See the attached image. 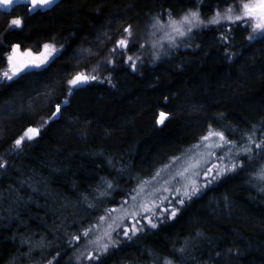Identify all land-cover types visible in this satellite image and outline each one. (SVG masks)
Here are the masks:
<instances>
[{
    "label": "trees",
    "instance_id": "trees-1",
    "mask_svg": "<svg viewBox=\"0 0 264 264\" xmlns=\"http://www.w3.org/2000/svg\"><path fill=\"white\" fill-rule=\"evenodd\" d=\"M233 4L61 0L46 12L31 14L25 4L0 10V68L12 45L60 48L46 66L0 80V264H83L76 250L89 241L76 237L92 223L76 210L94 215L106 203L103 190L118 198L212 128L228 137L253 133L264 151V35L249 41L248 26L212 27L154 65L129 59L148 45L156 16L197 6L210 16ZM13 18L20 27H9ZM125 38L127 47L113 53ZM80 73L96 79L70 92L68 81ZM30 127L39 135L15 147ZM251 169L159 224L152 245L180 264H264V193L248 180ZM115 248L85 264H129L136 254Z\"/></svg>",
    "mask_w": 264,
    "mask_h": 264
},
{
    "label": "rangeland",
    "instance_id": "rangeland-1",
    "mask_svg": "<svg viewBox=\"0 0 264 264\" xmlns=\"http://www.w3.org/2000/svg\"><path fill=\"white\" fill-rule=\"evenodd\" d=\"M253 2H255V0H253ZM236 5L237 4H233L230 6L235 8ZM228 7L216 10L210 16L201 14L202 11L199 6L189 8L178 15L168 14V17L156 16V19L154 18L150 24L148 45L142 52H139V55L136 57L130 54V60L141 62L148 59L151 62L150 64L154 65L159 60L169 57V55L180 46H185L194 38L197 32H202L212 27H227V29H229L232 26L242 24L249 27L250 36L253 37L249 39L250 36L248 35L249 41H253L256 37L261 36L259 33L254 34L251 26L242 21H237L235 24L230 21H221V23L218 24L209 23L216 12L219 11L223 14ZM191 11H198L199 19L203 23L198 27L193 26L192 30L183 37L176 36L167 26L168 21L170 19L179 21ZM235 12L238 14L239 9L235 8ZM14 19L16 18L12 20ZM157 21H159V25H157ZM154 25H156V27H154ZM160 25H163V27H160ZM187 28L188 26L184 25L185 31H187ZM165 33L175 36L174 44H169L165 37ZM46 44L54 46L60 51V48L55 43L48 42ZM41 50H43V47ZM210 131L213 133H222L224 138L231 143L224 145L223 148H207L203 146L194 148L193 146L200 144L201 138L208 135ZM202 137L180 154H177L176 157L168 160L165 165L156 169L152 175L136 181L128 192L123 191V195L118 196V198H116L110 190H103L101 194L106 196V203L104 206H95V211L97 213L94 215H90L84 208L76 210H82L81 212H83L84 218H90V223H92L87 228L84 227L82 234L77 235V237L80 238L81 235L87 232L88 234L84 235L82 238L89 241L76 250V254H78L77 261L79 263L84 262L83 264H85L87 260L99 261L104 253H108L116 249L115 247L119 248L124 244V246H130L131 250L136 252L132 257H129V264H180L169 257L163 256L164 253L156 249L152 245L153 242L151 243L150 240L159 224H166L175 217L171 216L172 208H176L178 212L180 208L190 203L194 198L201 196L207 189L218 185L223 179L239 173L243 168H252L249 170L248 180L251 181V184L254 183L259 191L264 193V151L262 152L261 150V140L258 137L253 135V133H245L241 135V137H228L224 130L216 128L210 129ZM220 142L219 137L212 136L210 140L204 141L203 143L205 145H210ZM245 149L249 150L245 151ZM209 152H214L215 155L210 156ZM220 157H223V159L221 160ZM196 160L200 161L199 166L189 168L188 171L184 173L183 177L176 176L177 172L183 171L188 167L189 162L195 163ZM232 164H236L237 167L231 169ZM213 165H218L219 167L215 168L213 172L208 175H205L206 169L213 167ZM218 171L220 172L219 176L216 175ZM157 172H160L161 175L156 180H153L152 178ZM174 176L176 179H170ZM145 181H150V183L145 186L144 192L137 197L135 201L132 200L131 197L136 194L138 187ZM165 181H169V183L165 184ZM162 185L163 187L169 188L170 191H164L161 187ZM176 188L180 189L179 193H175ZM156 189H160V191L157 192L155 191ZM185 191L189 194L188 196L184 195ZM164 196H167L168 200H164L161 203V198ZM179 199H183L184 202L182 204L177 203ZM152 201H156L159 205L158 208L154 209L157 215L152 217V223H154L156 227H152L151 224L143 219V216L138 215L136 219L132 218L134 213L142 211L140 208L141 204H150ZM169 201H171V203H169ZM77 206L79 205L69 204L67 209L72 211V209H75ZM164 208L169 209V211L162 212ZM111 209H115L116 211L110 212L109 210ZM5 210L4 205L1 204L0 218H2L1 214L5 212ZM144 215L151 216L152 214L144 213ZM101 217L104 219L102 220ZM137 220L139 223H137ZM134 224L136 229H138L136 231H132V226ZM125 230L128 231V235L124 234ZM105 233H108V235H105ZM199 242L200 240L197 238L189 242V246H194L199 244ZM105 244L108 245L107 250L103 247ZM182 251L183 249H178L181 255L183 254Z\"/></svg>",
    "mask_w": 264,
    "mask_h": 264
},
{
    "label": "snow or ice",
    "instance_id": "snow-or-ice-1",
    "mask_svg": "<svg viewBox=\"0 0 264 264\" xmlns=\"http://www.w3.org/2000/svg\"><path fill=\"white\" fill-rule=\"evenodd\" d=\"M17 0H0V6L8 7L12 5L13 3H16ZM29 2L32 3L33 9L35 10L37 7H50L51 5L56 3V0H29ZM235 8L239 9L238 14L235 12ZM229 6L223 14H221L219 11L215 13L212 20L209 21V23L212 24H218L221 23V21H230L231 23L235 24L237 21H242L245 24L251 26L252 32L254 34L259 33L260 35H264V0H238V4L235 6ZM22 21L20 19H14L10 22L9 27H20ZM202 21L199 19V12L198 11H191L185 16L182 17L181 20H169L168 21V27L171 29L172 33H175L176 36L183 37L188 32L192 30L193 26H199ZM157 25H159V21H157ZM184 25H187V31L184 30ZM156 27V25H154ZM160 27H163V25H160ZM126 33H128V36L130 37L132 35L130 28L124 30ZM165 37L168 40L169 44H174L175 36L170 35L168 33H165ZM253 37L250 36L249 39H252ZM128 45V39H121L117 41L116 47L113 48V53H115L118 49L126 48ZM59 50L56 49L54 46L45 44L43 46V50H38L37 52H33L31 49H27L24 51H21V46L19 44H15L11 46V50L5 55L3 58L6 61V67L0 68V80H13L14 78L20 77L24 74L29 73L33 69L42 68L46 66L51 59L55 58L56 53ZM131 59V57H129ZM90 79L94 80L96 79L95 76H87L85 74H77L74 78L68 81V84L70 85L69 91L71 92L73 88H76L82 84L87 83ZM66 103V101H65ZM60 111V106H56V112L52 114V117L50 119L56 118L57 114ZM167 118V114L161 112L160 117L158 119V123L163 124L164 120ZM48 121H42L41 127H43L45 124H47ZM40 128H28L23 135L15 141V147H19L24 140H32L35 136L39 135ZM212 136L219 137L220 143L205 145L203 142L208 141L211 139ZM230 141H227L222 133H213L209 132L208 135L201 138V143L198 145H194V148L199 147H217V148H223L224 145L230 144ZM249 149H245V151H248ZM210 156H214V152H209ZM178 159V158H177ZM222 160L223 157H220ZM200 161L196 160L195 163L189 162L188 167H186L183 171L177 172L176 176L183 177L184 173L188 171L191 167H197L199 166ZM0 167H3L2 164H0ZM218 165H213V167L207 168L205 171V175H208L209 173L213 172L215 168H218ZM237 167L236 164L231 165V169H234ZM229 169V170H231ZM198 174V173H197ZM161 173L157 172L155 176L152 178L153 180H156L158 177H160ZM217 176L220 175V172L218 171L216 173ZM170 179L174 180L176 177H171ZM150 181H145L141 186L138 187L136 190V194L131 197L132 200H136L137 197H139L145 189V186L149 184ZM169 183V181H165V184ZM164 191H170L169 188L161 186ZM155 191H160V189H156ZM180 189L176 188L175 193H179ZM185 196H188L189 194L185 191ZM164 200H168L167 196H164L161 198V203ZM184 201L183 199H179L177 203L182 204ZM171 203V201H169ZM159 205L156 203V201H152L150 204L145 203L141 204L140 208L142 211L134 213L132 218L136 219V216H143V219H145L149 224H151L152 227H156L154 223H152V217L157 215V212L154 210L158 208ZM110 212L116 211L115 209L109 210ZM169 209L164 208L162 209V212H168ZM177 209L172 208L171 209V216L174 217L176 215ZM144 213H151V216L144 215ZM103 220L104 218L101 217ZM137 223L139 221L137 220ZM135 224L132 226V231H136ZM88 233L85 232L84 235H87ZM125 235H128V231L125 230ZM105 235H108V233H105ZM76 239H79V237H76ZM104 249L107 250L108 245L105 244Z\"/></svg>",
    "mask_w": 264,
    "mask_h": 264
},
{
    "label": "water",
    "instance_id": "water-1",
    "mask_svg": "<svg viewBox=\"0 0 264 264\" xmlns=\"http://www.w3.org/2000/svg\"><path fill=\"white\" fill-rule=\"evenodd\" d=\"M61 0H56V3L51 5L50 7H37L35 10L33 9V5L31 2H29V0H17L16 3H13L12 5L8 6V7H3L0 6V10L3 12H10L14 7L21 5V4H25L29 6V11L31 14L38 12V11H42V12H46L50 9H52L55 5H57Z\"/></svg>",
    "mask_w": 264,
    "mask_h": 264
},
{
    "label": "bare ground",
    "instance_id": "bare-ground-1",
    "mask_svg": "<svg viewBox=\"0 0 264 264\" xmlns=\"http://www.w3.org/2000/svg\"><path fill=\"white\" fill-rule=\"evenodd\" d=\"M148 60V59H147ZM260 193V192H259ZM261 195V194H260ZM262 195H263V193H262Z\"/></svg>",
    "mask_w": 264,
    "mask_h": 264
}]
</instances>
